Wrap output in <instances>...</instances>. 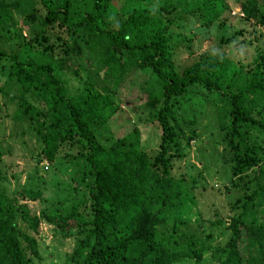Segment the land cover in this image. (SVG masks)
Masks as SVG:
<instances>
[{"label":"trees","instance_id":"trees-1","mask_svg":"<svg viewBox=\"0 0 264 264\" xmlns=\"http://www.w3.org/2000/svg\"><path fill=\"white\" fill-rule=\"evenodd\" d=\"M123 3L0 0V93L13 102L12 121L40 143L37 162L64 149L82 163L85 181L35 212L27 201L43 202L42 188L7 190L0 146V264L40 261L41 221L74 234L61 264H264V49L246 68L205 52L178 69L170 42L180 22L189 16L208 27L225 0ZM235 9L264 26L259 0ZM63 63L81 83L75 93ZM135 76V102L145 95L159 128L151 150L135 126L100 138ZM187 100L214 107L228 180L239 193L225 213L198 209L191 217L195 197L185 176L172 174L180 141L193 137L194 117L179 121L175 110Z\"/></svg>","mask_w":264,"mask_h":264},{"label":"rangeland","instance_id":"rangeland-1","mask_svg":"<svg viewBox=\"0 0 264 264\" xmlns=\"http://www.w3.org/2000/svg\"><path fill=\"white\" fill-rule=\"evenodd\" d=\"M120 1L123 0H118L119 3ZM240 1L244 0H225L227 8L220 18L221 22L215 21L208 27L199 25L189 16L180 22L181 28L175 31L179 34L173 33L175 36L170 42L178 69L190 64L205 52H223L234 64L244 68L252 63L255 53L264 49V26L258 25L253 19L242 16L238 18L231 14L230 11L238 7ZM129 3L131 4L132 0H124L123 9ZM259 3L264 4V1L259 0ZM62 67V77L67 81L69 92H77L81 87L77 76L65 63ZM2 79L3 76H0V85ZM130 81L133 84L128 91L121 90L119 95L122 102L113 113L108 128L100 133V138L123 134L135 126L139 131L140 145L151 150L159 140V128L153 121L152 110L144 108L145 95L141 102H135V90H138L135 84L138 77H131ZM125 84L127 85V82ZM125 100L129 103L124 104ZM13 107V102H9L7 96L0 93V146L3 152L1 164L6 166L7 171L5 187L12 190L22 185L35 184L42 188L43 202L27 201L29 208L37 212L40 206L60 199L67 190L72 192V185L84 186L85 181H81L82 163L62 156L65 154L64 149L52 162L43 157L37 162L36 155L40 143L27 132L20 133V127L11 118ZM175 110L179 121L193 117L195 119L190 126L193 137L188 139L187 144L184 140L180 141L181 155L174 160L172 169L174 176H185L189 193L195 197L196 202L190 209L191 217H194L198 209L202 210L203 214H211L214 208L225 213L228 205L233 203L239 193L228 180L227 163L221 153V134L214 121V107L198 100H187L177 104ZM56 180L58 183L53 184ZM225 237L226 235L220 234L215 242H221ZM37 241L41 258L40 261H35L36 264H61L72 249L74 234H60L52 224L41 221ZM200 264L209 262L206 260Z\"/></svg>","mask_w":264,"mask_h":264},{"label":"built area","instance_id":"built-area-1","mask_svg":"<svg viewBox=\"0 0 264 264\" xmlns=\"http://www.w3.org/2000/svg\"><path fill=\"white\" fill-rule=\"evenodd\" d=\"M230 12L232 15H235V16H242L243 15V13L241 11H239L238 9L231 10Z\"/></svg>","mask_w":264,"mask_h":264}]
</instances>
